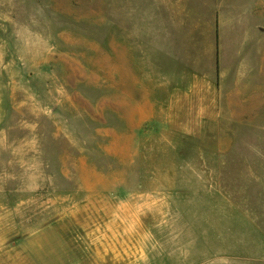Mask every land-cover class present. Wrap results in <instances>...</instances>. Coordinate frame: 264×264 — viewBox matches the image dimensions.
I'll use <instances>...</instances> for the list:
<instances>
[{
  "label": "rangeland",
  "instance_id": "rangeland-1",
  "mask_svg": "<svg viewBox=\"0 0 264 264\" xmlns=\"http://www.w3.org/2000/svg\"><path fill=\"white\" fill-rule=\"evenodd\" d=\"M253 1L0 0L6 237L61 239L59 264H264ZM134 36L136 92L124 81Z\"/></svg>",
  "mask_w": 264,
  "mask_h": 264
},
{
  "label": "crops",
  "instance_id": "crops-1",
  "mask_svg": "<svg viewBox=\"0 0 264 264\" xmlns=\"http://www.w3.org/2000/svg\"><path fill=\"white\" fill-rule=\"evenodd\" d=\"M253 1V0H251ZM256 1V3L254 2ZM253 3V12L251 15L249 14L246 20L247 33L249 36H252V39L262 36L264 37V0H254ZM256 5H260L263 8L261 15L256 14L254 11V7ZM214 25L217 27L219 16L217 13H214ZM223 25V24H220ZM155 38L151 40L150 47L151 53L149 57V64L151 67V76L156 77L158 80L157 68L159 66V61L162 59L164 55L163 51V38L158 37L156 34ZM167 42V35H166ZM262 51L264 53V45L261 46ZM260 47V49H261ZM127 49V52H126ZM124 59L125 65L126 62L128 64V72L126 73L124 67V81L131 79L133 81V90L136 92L137 90V82L139 76V61L137 55V45H136V37L134 36L131 44H129L128 48H126V41L124 38ZM143 75L144 71L140 70ZM127 75V76H126ZM128 77V79H127ZM18 234L22 233L25 235H29L30 233H23V229H18ZM21 231V232H20ZM29 231V230H27ZM13 235V229L2 228L0 227V264H59L63 255L62 240L61 239H50L46 237H6V235ZM61 242V246L58 244ZM77 240L70 239L69 240V250L66 248L64 251L66 252L67 257L72 259V256L76 255L77 252L73 247L75 246ZM68 252V254H67ZM75 253V254H74Z\"/></svg>",
  "mask_w": 264,
  "mask_h": 264
}]
</instances>
